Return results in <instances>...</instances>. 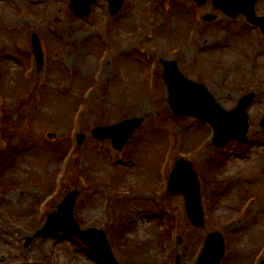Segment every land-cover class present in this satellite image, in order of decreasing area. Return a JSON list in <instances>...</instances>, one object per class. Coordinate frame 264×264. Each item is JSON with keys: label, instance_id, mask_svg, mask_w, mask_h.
<instances>
[{"label": "rangeland", "instance_id": "374dc122", "mask_svg": "<svg viewBox=\"0 0 264 264\" xmlns=\"http://www.w3.org/2000/svg\"><path fill=\"white\" fill-rule=\"evenodd\" d=\"M256 12L264 15V1ZM207 14L212 22L202 19ZM33 33L45 43L42 72L30 59ZM160 60H176L225 110L254 92L248 142L231 140L221 154L211 142L210 125L172 116ZM93 88L87 104L81 95ZM79 101L87 105L81 120L73 114ZM137 117L144 121L119 153L111 151L109 139L98 143L92 136L100 127ZM263 118L264 39L243 15L229 18L211 2L196 8L190 0H126L111 16L107 1L98 0L91 15L78 18L69 0H0V215L8 225L24 224L0 226V264H104L66 239L39 237L25 246L35 231L34 217L45 221L68 192H77L74 217L80 227L119 232L116 255L122 264H176L178 256L180 264H192L197 245L213 230L226 241L221 264H259ZM77 133L85 136L80 145ZM69 142L77 149L67 160ZM180 157L199 174L208 210L204 227L188 219L181 195L165 190ZM54 186L62 190L50 201L53 194L46 195ZM165 217L172 223L169 232L160 227Z\"/></svg>", "mask_w": 264, "mask_h": 264}, {"label": "water", "instance_id": "95a60500", "mask_svg": "<svg viewBox=\"0 0 264 264\" xmlns=\"http://www.w3.org/2000/svg\"><path fill=\"white\" fill-rule=\"evenodd\" d=\"M95 0H71L72 7L78 16H84L90 11V6ZM111 11L117 12L122 0H109ZM203 3L205 0H196ZM214 5L232 17L243 13L247 19L259 25L264 32V17L258 18L254 12V5L257 0H213ZM214 17L207 16V20ZM35 52L41 61V52L38 38L33 36ZM164 80L169 89V106L175 115H193L199 119L211 123L215 129L214 143L217 146H224L229 139H246L248 130L246 108L252 102L254 94L250 93L240 99L238 105L232 111H225L218 105L207 89L199 84L187 80L178 71L176 62L165 63ZM142 119L124 121L119 126L98 128L94 134L98 139L112 137L116 147L122 146L131 138L133 131L141 124ZM264 126V121L262 122ZM83 136H80V141ZM169 190L181 192L186 197V208L190 218L199 225L204 223L203 211L200 202L198 179L191 165L180 160L173 170L169 181ZM74 194H70L61 205L60 212L51 216L50 220L62 217L61 227L58 230H65L84 239L91 247L100 253L108 264H117L113 258L104 235L94 231L85 232L78 229L72 217ZM96 231V230H95ZM52 231L44 232L51 233ZM224 253L222 237L218 233L208 236L205 249L199 260V264H219Z\"/></svg>", "mask_w": 264, "mask_h": 264}]
</instances>
